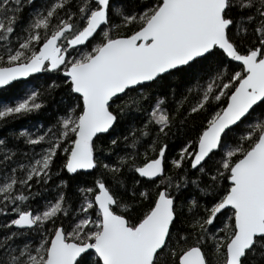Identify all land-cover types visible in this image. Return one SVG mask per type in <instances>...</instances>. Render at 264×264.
Wrapping results in <instances>:
<instances>
[{"label": "snow or ice", "instance_id": "snow-or-ice-1", "mask_svg": "<svg viewBox=\"0 0 264 264\" xmlns=\"http://www.w3.org/2000/svg\"><path fill=\"white\" fill-rule=\"evenodd\" d=\"M58 91L0 137V264H264V0H0V123Z\"/></svg>", "mask_w": 264, "mask_h": 264}, {"label": "trees", "instance_id": "trees-1", "mask_svg": "<svg viewBox=\"0 0 264 264\" xmlns=\"http://www.w3.org/2000/svg\"><path fill=\"white\" fill-rule=\"evenodd\" d=\"M63 73H57L54 78H62ZM46 77H41L39 75L34 76V80H43ZM59 91L53 96V97H48L46 96L45 99L47 100V104L44 107V109L35 115L31 116H24L20 117L16 120H12L8 123H0V137H4L5 135H8L13 131L14 129H18L20 126H26L30 123H37V122H51L54 120L55 116L57 115L56 112L53 111L55 107V101L59 99ZM10 99V95L8 93H0V102L7 103ZM135 118L137 122L143 119L142 115H136L135 117H130L129 119ZM119 135H124L126 134L124 131L123 126H118L117 133ZM191 138V137H189ZM107 137L102 138L99 143H106L107 142ZM180 141L177 140L176 143L170 144L169 146V156L174 155L176 148L179 146ZM216 156H219V153H216ZM68 175H73V174H68ZM95 176V173L91 172H81V174L76 177V180L79 181L80 184H90L93 177ZM131 179V178H130ZM75 183V182H74ZM188 193L183 192L181 193V196L178 198H182L183 196H186ZM35 202H39V197L36 199Z\"/></svg>", "mask_w": 264, "mask_h": 264}, {"label": "water", "instance_id": "water-1", "mask_svg": "<svg viewBox=\"0 0 264 264\" xmlns=\"http://www.w3.org/2000/svg\"><path fill=\"white\" fill-rule=\"evenodd\" d=\"M36 76V75H34ZM81 172H91V170H81Z\"/></svg>", "mask_w": 264, "mask_h": 264}]
</instances>
